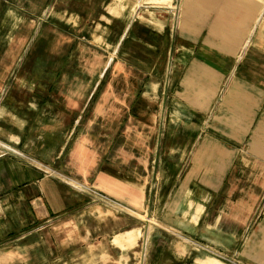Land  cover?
<instances>
[{
    "label": "crops",
    "instance_id": "1",
    "mask_svg": "<svg viewBox=\"0 0 264 264\" xmlns=\"http://www.w3.org/2000/svg\"><path fill=\"white\" fill-rule=\"evenodd\" d=\"M51 2L0 0V264H264V0Z\"/></svg>",
    "mask_w": 264,
    "mask_h": 264
},
{
    "label": "rangeland",
    "instance_id": "2",
    "mask_svg": "<svg viewBox=\"0 0 264 264\" xmlns=\"http://www.w3.org/2000/svg\"><path fill=\"white\" fill-rule=\"evenodd\" d=\"M41 9V10H40ZM31 14V18L34 19V33L35 35L41 30L42 26L45 24L46 20L54 14L53 3L45 4L42 6L39 5L38 0H28L27 9ZM64 11H61L63 13ZM60 18H64V14H59ZM143 221H146L147 216L143 215L141 218Z\"/></svg>",
    "mask_w": 264,
    "mask_h": 264
}]
</instances>
